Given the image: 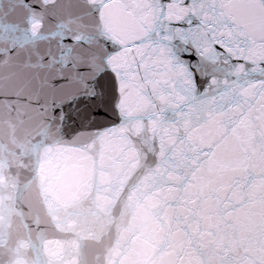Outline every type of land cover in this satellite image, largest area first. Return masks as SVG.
<instances>
[{"label":"snow or ice","instance_id":"obj_1","mask_svg":"<svg viewBox=\"0 0 264 264\" xmlns=\"http://www.w3.org/2000/svg\"><path fill=\"white\" fill-rule=\"evenodd\" d=\"M16 161L0 264H264V0H0Z\"/></svg>","mask_w":264,"mask_h":264},{"label":"water","instance_id":"obj_2","mask_svg":"<svg viewBox=\"0 0 264 264\" xmlns=\"http://www.w3.org/2000/svg\"><path fill=\"white\" fill-rule=\"evenodd\" d=\"M22 166L18 161L13 162L12 172L9 174L7 171L3 172L4 176L11 182V184L17 189V191L22 195V197L28 202V204L34 208L38 203V191L35 184L27 182L28 173L22 171ZM13 181L15 183L13 184ZM44 214L43 211L41 213ZM45 226L52 233L54 238L58 243L69 239V236L64 232L57 231L52 227V221L48 220L46 217L42 220Z\"/></svg>","mask_w":264,"mask_h":264}]
</instances>
